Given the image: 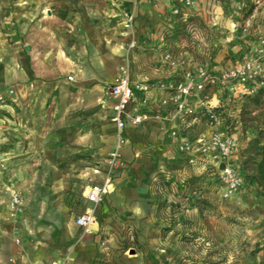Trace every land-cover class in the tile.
I'll use <instances>...</instances> for the list:
<instances>
[{"label": "crops", "instance_id": "obj_1", "mask_svg": "<svg viewBox=\"0 0 264 264\" xmlns=\"http://www.w3.org/2000/svg\"><path fill=\"white\" fill-rule=\"evenodd\" d=\"M81 1L61 0L56 5L53 0H27L18 4L15 16L6 14L0 20V94L12 88L16 101L6 106L5 116L0 117V164L6 168V172L0 170V264H59L68 253L66 264H118L113 257L105 259L100 237L110 231L109 222L127 213L139 215L126 173L139 166L144 155L167 160L178 155L170 131L179 123L169 92L157 88L147 94L134 92L127 114H157L160 119L150 117L138 126L126 123L121 150L124 167L114 176L113 191L97 206L94 222L84 230L75 224V218L88 207L84 197L83 206L70 218L53 194L55 198L41 194L42 183L35 174L40 168L23 163L27 154L39 156L41 148L34 152L31 146H22L21 133L10 132V125L29 115L34 124L29 137L41 140L51 113L44 109L55 106L53 95L66 111L84 113L95 125L98 144L88 187L100 182L115 146L117 130L111 121L114 100L105 98L104 90L124 58L129 57L131 83L169 84L180 78L185 66L178 61L185 55L194 60L188 66L192 70L196 66L214 67L222 56L235 50L234 24L221 15L222 7L213 0H191L193 4L187 8L182 0ZM172 7L197 17L194 51L180 52L184 43L173 37L178 23L170 16ZM126 14L133 17L135 46L130 51V33L122 25ZM217 32L225 34L222 41L217 40ZM10 36L15 45L8 44ZM218 43L224 45L223 50H218ZM165 55L172 61L165 62ZM3 141H11L12 147H2ZM12 193L19 194L25 210L14 220L8 209Z\"/></svg>", "mask_w": 264, "mask_h": 264}, {"label": "rangeland", "instance_id": "obj_2", "mask_svg": "<svg viewBox=\"0 0 264 264\" xmlns=\"http://www.w3.org/2000/svg\"><path fill=\"white\" fill-rule=\"evenodd\" d=\"M23 1L27 0H0V20L6 14L15 16L18 4ZM53 1L57 5L61 0ZM213 1L222 7L221 15H226L234 24L232 46L235 48L233 53L222 56L214 67L239 65L264 39V0ZM182 4L187 8L193 2L182 0ZM173 8L170 16L178 23L173 37H179L184 43L180 52L194 51L197 17H188L185 13L175 16ZM178 8L181 11V7ZM216 36L221 41L225 38L220 32ZM10 37L8 44L15 45L14 38ZM217 48L223 50L224 45L218 43ZM179 61H183V67L190 68L194 60L185 55ZM206 94L210 104L225 106L221 112L226 113L229 120H221V127L227 132L235 134L239 141L244 140L243 131L264 139L261 104L252 99L224 97L215 90H208ZM104 97L110 99L106 90ZM52 100L55 106L44 109L51 113L40 133L41 140L29 137L34 132L29 115L10 125V132L21 133L22 146H31L34 152L41 148L39 156L27 154L23 163L37 164L41 171L35 174L42 183L38 191L47 197L55 196L71 218L83 206V192L98 154L95 125L81 111H66L55 95ZM15 102L14 89L0 94V117L5 116L4 108ZM192 127L189 126L190 131ZM196 133L193 129L190 136ZM3 142L2 147H12L11 141ZM140 162L126 173L133 206L139 215L124 214L118 221L108 223L111 229L107 234L101 232L105 259L113 257L118 264H264V200L258 188L243 185L231 199H222L216 176L197 171L179 153L168 160L159 155H144ZM0 170L6 172L4 164H0ZM24 213L21 201L20 211L10 213V219ZM102 227L103 222L99 229Z\"/></svg>", "mask_w": 264, "mask_h": 264}, {"label": "built area", "instance_id": "obj_3", "mask_svg": "<svg viewBox=\"0 0 264 264\" xmlns=\"http://www.w3.org/2000/svg\"><path fill=\"white\" fill-rule=\"evenodd\" d=\"M172 14L182 15L178 7L172 9ZM132 24V15L126 14L122 25L130 33L127 44L129 51L135 46ZM163 60L171 62L172 57L165 55ZM178 64L183 67V61H179ZM68 80L71 81V78ZM155 88L169 92L168 100L174 108L179 123L178 128L170 131V137L176 143L178 153L184 156L190 166L199 167L216 176L219 195L222 199H231L243 187V179L235 169V157L244 143L239 141L235 134L221 127V119L213 112V109L221 110L225 106L221 103L211 105L206 92L217 90L224 97L241 99L243 96H253L260 89L264 90V39L259 41L253 54L239 65L229 68L205 66H196L192 70L184 68L180 78L169 84L131 83L129 57H126L111 82L105 84L107 94L114 100L111 121L117 130L115 146L105 162V171L100 182L88 186L83 192L88 207L75 218V224L78 227L86 230L94 222L97 206L113 191L114 176L124 167L121 150L124 143L122 134L126 123L138 126L150 117L160 119L157 114L152 116L140 113L133 116L127 114L134 92L147 94ZM200 111L208 116L206 124L203 131L194 140H190L185 129L195 124V116ZM20 205L19 194L12 193L8 203L9 212L18 213ZM69 260L68 253L59 264H66Z\"/></svg>", "mask_w": 264, "mask_h": 264}, {"label": "trees", "instance_id": "obj_4", "mask_svg": "<svg viewBox=\"0 0 264 264\" xmlns=\"http://www.w3.org/2000/svg\"><path fill=\"white\" fill-rule=\"evenodd\" d=\"M242 100L252 99L255 103H259L264 107V90H258L253 96H243ZM245 103V102H244ZM213 112L218 115L221 120H229L225 114L221 113L219 108H214ZM196 122L193 124L191 131L196 130V134L191 137L190 130L185 129L186 135L190 140H194L199 132L204 128L207 115L200 111L196 114ZM241 135L242 143L244 145L238 149V152L235 157V169L236 172L242 177L243 185H250L256 187L260 190L261 195L264 200V139L260 135L248 134L246 131H243ZM248 135V136H247Z\"/></svg>", "mask_w": 264, "mask_h": 264}, {"label": "bare ground", "instance_id": "obj_5", "mask_svg": "<svg viewBox=\"0 0 264 264\" xmlns=\"http://www.w3.org/2000/svg\"><path fill=\"white\" fill-rule=\"evenodd\" d=\"M97 226V225H96Z\"/></svg>", "mask_w": 264, "mask_h": 264}]
</instances>
